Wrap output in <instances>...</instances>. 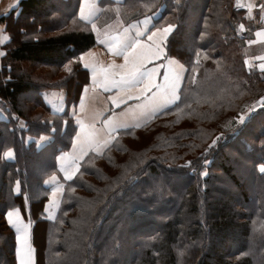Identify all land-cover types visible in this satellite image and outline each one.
<instances>
[{"label":"rangeland","instance_id":"obj_1","mask_svg":"<svg viewBox=\"0 0 264 264\" xmlns=\"http://www.w3.org/2000/svg\"><path fill=\"white\" fill-rule=\"evenodd\" d=\"M216 1V9L226 5L235 14L230 35V40H235L233 47L224 43L226 60L217 65L214 74H205L204 82L195 80L199 52L193 51L191 60L195 63L189 65L181 104L152 125L120 136L117 146L128 152L118 162L141 155L139 164L145 165L133 175L124 171L117 188L120 190L111 192L103 202L102 195L95 203L93 218L110 214L115 203L118 210L102 229L94 231L99 251H94L93 256L87 254L94 264H130L131 259L135 260L132 264H152L158 256H166V244L175 256L174 264H264V108L258 110L255 105L264 94V50L245 46L249 36L247 31L241 33L244 17L233 9L234 0ZM221 23L215 14L206 21L211 32L212 26ZM186 36L189 37L187 31ZM188 44L186 40L183 46ZM196 45L193 41L190 51ZM231 57L239 63L233 66V81L229 83ZM211 61L217 62L213 57ZM15 68L25 69L37 87L54 85L48 68L29 63ZM218 70L225 76L220 89L214 86ZM51 88L55 87L40 92ZM25 111L21 114L24 117L26 113L29 119L44 116L36 107L33 112ZM11 122L20 124L17 120ZM44 161L34 162L31 171L41 169ZM221 166L230 168L237 183ZM116 171L112 168L106 172L113 175ZM41 172L49 174L51 169L48 166ZM11 184L2 193L4 200L11 195ZM74 195L80 193L71 191L72 200ZM138 196H146L145 201L138 200ZM66 202L67 198L63 204ZM230 213L231 221L214 219L217 215L226 219ZM1 220L0 215V229Z\"/></svg>","mask_w":264,"mask_h":264},{"label":"crops","instance_id":"obj_2","mask_svg":"<svg viewBox=\"0 0 264 264\" xmlns=\"http://www.w3.org/2000/svg\"><path fill=\"white\" fill-rule=\"evenodd\" d=\"M19 1L0 0V16L15 9ZM74 1L76 18L93 34L95 45L74 60L77 67L71 72L72 89L55 87L39 93L49 112V131L30 134L26 120L0 106V121L7 124L8 133L16 130L24 134L25 147L40 151L55 138L68 141L56 154L45 159L40 156L37 161L45 160L37 172L51 166V173L43 174L41 182L45 199L40 212L48 222L55 220L68 184L86 159L103 155L122 132L146 128L178 107L188 77L187 64L176 53V10L164 12V3L159 0ZM235 1L233 9L243 13L245 22L241 33L247 31L249 36L245 46L264 50V0ZM8 40L5 24L0 22V58ZM35 117L39 122L40 116ZM12 120L20 124L16 126ZM0 160H15L10 144L0 153ZM9 192L18 194V185L12 184ZM23 199V209L9 207L2 221L13 233L15 264H36L32 223Z\"/></svg>","mask_w":264,"mask_h":264},{"label":"trees","instance_id":"obj_3","mask_svg":"<svg viewBox=\"0 0 264 264\" xmlns=\"http://www.w3.org/2000/svg\"><path fill=\"white\" fill-rule=\"evenodd\" d=\"M148 1L150 2V0ZM159 1L164 3V12L165 10H176L175 21L178 34L176 53L180 59L186 62L189 74V65L195 63L191 60V56L194 55L193 51L199 52L195 80L204 82V75L214 74L217 65L226 60L222 52L224 43H228V47H233L232 43L235 40H230V35H233L231 22L235 18V14L226 5L216 9L218 5L216 0ZM75 6L74 0H20L15 9L0 16V22L5 24V30L9 36L8 42L3 47V56L0 58V106L5 111L7 109V113H14L20 118L26 119L29 123L28 132L30 134L36 135L50 129L49 112L40 102V90L46 87L72 89L70 84L71 72H74L77 67L74 60L78 54L95 45L93 34L87 31L76 18ZM142 9L139 11H145ZM214 14L216 19H222V23L212 26L213 32H211L208 30L210 25H206V21L211 19ZM186 31L189 33V37L186 36L185 38ZM186 40L189 43L187 47L183 46ZM193 41H196L197 45L190 51ZM209 51H213V56ZM212 57L217 60L216 63H212ZM20 63L36 64L50 69L53 74L54 80L52 81L54 82L52 84L54 85L37 87V84L33 82L35 80L32 79L31 81V76L25 69L22 71L15 68ZM238 63V59L230 58V71L227 74L230 75L227 78L229 83L233 81V66ZM235 68L238 70V66ZM224 78L222 71L218 70L214 83L216 89L223 86ZM187 79L188 77L186 82ZM185 89L186 84L184 93ZM24 96L26 99L23 101L21 97ZM35 107L45 112V114L43 113L44 116L40 117L39 122L36 120L37 117L32 118L34 121L27 118L26 113L24 117L22 116L21 113L26 108L29 109L25 112H32ZM258 110L262 109L259 108ZM6 125L0 121V153L10 144L15 151V160L12 163H4L0 160L1 217L6 209L11 206L15 205L23 209V198H25L28 206V218L32 223L31 242L36 250V264H94V262H90V258L87 256L90 253L93 256L94 251H99L97 245L94 244V231L97 232V230L102 229L104 223L118 210L115 208L117 207L115 203V207L110 208V214L107 216L96 215L95 219L93 218L97 208H94L95 203L99 202L102 195L105 196L103 202L108 199L111 192H116L117 188L121 186L120 180L124 177V171L128 170L133 175L140 166L145 165V163L139 164L141 155L136 159L134 155L127 161L118 162V158L125 156L128 152L122 146H117L120 141L119 138L131 131L122 132L103 155H90L86 159L82 164L80 173L67 186V193L65 192L63 197V201L67 198L66 204H63L62 201L55 220L48 222L42 218L40 212V207L45 199V189L41 184L44 175L42 172H32L31 170L34 167V162H37L40 156L49 157L56 154L59 147L62 149L68 145V141L62 142L60 141L61 137L55 138L52 144L43 150L36 151L33 147L24 146L22 143L23 133H16L15 130L10 134L5 129ZM49 162L52 163L50 160ZM95 162H97L96 165ZM112 168H116L117 171L113 175H109L106 171L112 170ZM221 170L228 175L230 180L237 183V179L229 167L221 166ZM9 182L18 185L19 193H13L4 200L2 193H4ZM71 191H78L80 197L74 195L75 200H72ZM145 197L138 196V200L145 201ZM232 218L231 213L226 219L220 215L214 217L221 223L225 220L231 221ZM1 224L4 228L0 229V264H15L13 233L3 221ZM222 231L221 229L220 232ZM88 246L91 248L90 250H88ZM164 249L166 256L165 253L158 256L155 261L153 259L152 264L154 262L155 264H174L175 256L167 244ZM163 257H165L164 261L162 260ZM165 259L170 262L166 263ZM134 262V259L130 260V264Z\"/></svg>","mask_w":264,"mask_h":264},{"label":"built area","instance_id":"obj_4","mask_svg":"<svg viewBox=\"0 0 264 264\" xmlns=\"http://www.w3.org/2000/svg\"><path fill=\"white\" fill-rule=\"evenodd\" d=\"M255 105L258 108H264V94L259 98L258 102Z\"/></svg>","mask_w":264,"mask_h":264}]
</instances>
